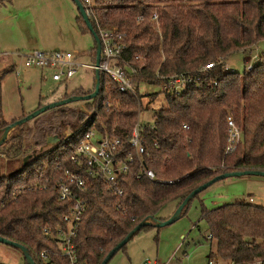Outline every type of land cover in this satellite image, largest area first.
Instances as JSON below:
<instances>
[{"label":"trees","instance_id":"trees-1","mask_svg":"<svg viewBox=\"0 0 264 264\" xmlns=\"http://www.w3.org/2000/svg\"><path fill=\"white\" fill-rule=\"evenodd\" d=\"M155 13L159 30L150 21ZM91 14L88 18L97 35L99 29L113 27L125 34L122 59L135 93L119 91L99 72V90L93 98L78 100L80 106H69L75 101L55 106L34 117L47 116L43 131L47 128V134L52 133L59 143L30 157L18 170L0 174V237L23 245L35 264H44L41 251L50 262L65 264L56 239L45 235L43 228L53 230L66 211L65 203L55 199L56 184L66 171L78 170L86 179L81 193L85 210L74 238L77 257L84 264H100L135 225L149 217L167 219L157 216L164 207L171 203L178 207L195 188L215 176L264 170V53L250 71L247 66L238 72L225 65L231 55L251 51L264 39V0H96ZM139 15L145 19L138 21ZM77 26L81 32H89L80 15ZM207 63H215V67L205 70ZM13 70L11 65L0 70V137L7 125L28 114L11 121L3 116L1 81ZM179 75L191 76L193 81L177 95L168 87V80ZM142 84L162 88L149 93L148 104L161 94L165 99L154 109V124L144 130L146 166L154 170L157 180L134 179L139 163L130 164L128 172L119 177L123 195L117 197L69 156L90 128L126 139L143 107L146 94H141ZM93 90L73 91L62 99ZM42 105L39 102L37 108ZM228 115L234 117L243 137L234 152L225 154ZM72 117L84 120L82 125ZM23 124L13 127L0 145V154L8 159L22 160L44 143L46 134L39 127L33 133ZM65 127L69 135L58 138ZM30 134L32 142L26 139ZM123 148L124 155L132 152L124 143ZM202 217L216 247L210 255L239 262L264 257L263 206L239 199L213 210L203 207ZM149 226L156 225L152 222L143 228Z\"/></svg>","mask_w":264,"mask_h":264},{"label":"rangeland","instance_id":"rangeland-1","mask_svg":"<svg viewBox=\"0 0 264 264\" xmlns=\"http://www.w3.org/2000/svg\"><path fill=\"white\" fill-rule=\"evenodd\" d=\"M78 17L79 12L73 0H0V51L64 50L74 54L81 62L91 64L94 40L89 32L79 30ZM262 53L264 39L251 51L234 53L225 61V65L229 69L244 72L248 63L256 64L259 61ZM5 60L7 59H2ZM8 60L15 64L11 65L14 70L3 77L1 94L2 112L9 121L13 117L34 111L39 102L44 105L58 101L73 91H88L94 87V71L89 68L80 67L71 78L57 82L51 78V68L25 67L23 60L16 57ZM4 65V68L10 66L0 62V70ZM140 87V91L146 96L142 98L143 107L139 110V119L145 126L153 125L154 109L164 104L165 99L161 94L155 103L148 104L149 99H152L150 94L161 92L162 88L146 84ZM80 105V101H75L69 106ZM43 115L24 122L23 126L33 133L39 127L46 134L44 143L34 147L33 154L28 153L22 160L8 159L0 154V174L6 175L18 170L23 166L24 160L59 143V139L53 140L52 133L47 134V128L43 131L42 126H48L43 121L47 116ZM73 120L78 125H82L84 121L78 117ZM52 130L57 131L54 128ZM68 133L69 130L65 127L58 138L61 136L62 139ZM33 137L30 134L26 139L32 142ZM246 197H251L253 203L264 207V176H232L214 182L191 200L187 211L178 220L162 227L142 228L106 264H167L170 259V264H209V256L216 251V247L209 238L211 232L202 217V208L213 210ZM174 207V203L168 204L157 216L166 218L173 214ZM0 263L25 264L23 254L18 248L1 242Z\"/></svg>","mask_w":264,"mask_h":264},{"label":"built area","instance_id":"built-area-1","mask_svg":"<svg viewBox=\"0 0 264 264\" xmlns=\"http://www.w3.org/2000/svg\"><path fill=\"white\" fill-rule=\"evenodd\" d=\"M79 1L83 5L86 15L90 17L96 0ZM144 19L143 15H139L137 18L138 21H143ZM150 21L159 30L160 21L157 13L152 16ZM97 36L100 40V60L98 64L95 63V59L91 64L83 63L74 54L64 50L0 51V62H4L6 65H15L8 59L16 57L23 60L25 67L51 68L53 70L51 78L57 82H63L71 78L80 67L92 69L94 72L98 70L105 73L119 91L135 93L131 77L126 72L124 60L122 59V52L126 47L125 34L113 27L111 29H99ZM2 59L7 60L2 61ZM1 67L4 68L5 65ZM214 67L215 63H207L204 69L208 70ZM252 67L253 63H248L247 70L250 71ZM192 81L193 78L191 76H173L168 80V87L178 95L181 93V89ZM227 125L228 139L225 154L234 152L242 142L243 137L242 130L236 124L232 115H228ZM184 127L188 128L186 124H184ZM145 128V125L138 118L126 139L102 135L95 129L90 128L78 139L69 157L74 163L83 165L85 172L89 176L100 178L108 192L121 197L123 188L120 185L119 177L128 172L130 164L139 163L138 171L134 173V179L138 180L147 177L150 180H157L154 170L148 168L145 162V156L147 155L146 138L144 136ZM123 143L132 149V152L124 155ZM85 183L86 179L83 173L78 170L65 172L64 176L56 184L57 195L55 199L57 202L65 203V206H67L66 211L60 215V224H57L53 230L48 227L43 228L45 235H52L56 239L59 256L65 260V264H84L77 257L74 238L85 210V203L81 196ZM15 192H18V190ZM243 199L252 202L251 197ZM209 238H212L211 235ZM39 257L44 264H59L50 262L45 251H41ZM169 262L167 264H170ZM209 264H264V257L247 262H239L232 258L225 259L212 254L209 256Z\"/></svg>","mask_w":264,"mask_h":264},{"label":"water","instance_id":"water-1","mask_svg":"<svg viewBox=\"0 0 264 264\" xmlns=\"http://www.w3.org/2000/svg\"><path fill=\"white\" fill-rule=\"evenodd\" d=\"M73 2L76 5V8L79 12V15L81 16V18L83 19L86 27L88 28V31L90 32V34L92 35L94 42H95V63L98 64L99 60H100V40L97 36V34L94 32L89 18L85 13L84 7L81 4V2L79 0H73ZM99 90V71L95 70L94 72V90L86 95H80V96H71V97H67L64 99H60L58 101H54L51 103H47L44 104L42 106H40L39 108L35 109L34 111L28 113L25 117L17 119L15 121H13L12 123H10L9 125H7L3 132L2 135L0 137V145L3 144V142L7 139V136L10 132V130L15 127L16 125H19L23 122H26L36 116H38L40 113L53 108L55 106H59L62 104H66L69 103L71 101H78V100H88L90 98H93ZM53 140H58L57 138H54ZM26 158V157H25ZM26 160H24L23 162H25ZM245 175H261L264 176V170H256V169H246L243 171H234V172H225L222 173L220 175L215 176L214 178H212L211 180L207 181L206 183L200 185L199 187L195 188L180 204L179 206L175 209V211L173 212V214L171 216H169L167 219L165 220H156L155 218L149 217L145 220H143L142 222H140L138 225H135L133 227V229H131L124 237L123 239H121L114 247H112L107 254L105 255V257L103 258V260L101 261L100 264H106L108 262V260L112 257V255L118 250L120 249L123 245H125L129 239L138 231H140L144 226L151 224L152 222H154V224L158 227H162V226H166L168 224L173 223L174 221L178 220L181 215H182V211L184 209V207L197 195L199 194L201 191H203L204 189H206L207 187H209L210 185H212L214 182L223 179V178H227V177H232V176H245ZM0 242L9 246H13L18 248L22 254L24 259L26 260V262L28 264H35V262L33 261V259L31 258V256L29 255L27 249L16 242H13L11 240H7L3 237H0Z\"/></svg>","mask_w":264,"mask_h":264},{"label":"crops","instance_id":"crops-1","mask_svg":"<svg viewBox=\"0 0 264 264\" xmlns=\"http://www.w3.org/2000/svg\"><path fill=\"white\" fill-rule=\"evenodd\" d=\"M41 103H42V102H41ZM3 116H4V114H3ZM19 117H20V116H19ZM4 118H5L6 121H9V120H10L9 118H6L5 116H4ZM17 118H18V117H13V119H17ZM176 208H177V207L175 206L174 209H173V212H174V210H175ZM171 214H172V213H171ZM171 214H170V215H171ZM170 215H169V216H170ZM169 216H167V218H168Z\"/></svg>","mask_w":264,"mask_h":264}]
</instances>
